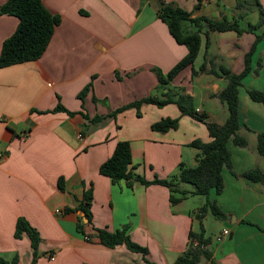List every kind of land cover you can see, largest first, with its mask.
Instances as JSON below:
<instances>
[{
    "label": "crops",
    "instance_id": "crops-1",
    "mask_svg": "<svg viewBox=\"0 0 264 264\" xmlns=\"http://www.w3.org/2000/svg\"><path fill=\"white\" fill-rule=\"evenodd\" d=\"M5 1L0 0V5ZM42 1L62 17L46 51L37 60L0 67V150L4 153L0 159V256L11 261L17 255V264H31L29 235L15 237L17 220L25 217L41 234L37 264H147L141 253L126 244L108 247L94 233V228L116 231L126 226L132 239L149 249L150 260L172 264L187 250L190 232L198 230L196 214L204 200L199 204L190 195L173 204L167 186L114 183L100 173V166L117 143L126 140L131 143L136 173L148 180L169 179L181 164L197 165L200 150L191 143L209 142L208 128L183 114L176 103L160 107L144 102L140 115L136 107L116 117L110 114L149 96L163 99L172 90L190 94L197 111L223 124L229 110L218 94L228 79L200 68L206 63L217 71L221 67L243 70L256 37V31H248L249 24L260 21L259 3L264 8V0H253L259 11L254 10L253 19L246 17L251 0H203L199 8L198 0ZM167 4L191 12L192 17L237 21L246 31L241 36L234 30L206 35L203 29L194 64L162 85L155 69L166 74L188 53L159 17ZM18 24L17 16L0 14V54ZM184 26L197 29L189 21ZM259 60L261 67L255 73ZM252 66L240 89V134L248 145L229 143L238 174L264 169V156L257 150L258 133L264 131V105L248 94L251 88L264 91V38ZM88 85L82 99L79 94ZM59 103L76 114L52 111ZM95 116L104 118L94 123ZM167 117L178 118L179 126L167 132L152 128ZM223 176L224 191L218 195L213 190L211 198L227 214L225 219L216 218L218 234L229 228L230 235L222 242L216 240L218 249L212 238L208 248L218 264H264V185L235 176L228 168ZM60 177L65 190L58 186ZM83 182L94 187L93 220L87 227L91 239L77 227L83 215L75 211L84 197ZM197 264L210 263L202 258Z\"/></svg>",
    "mask_w": 264,
    "mask_h": 264
},
{
    "label": "trees",
    "instance_id": "trees-1",
    "mask_svg": "<svg viewBox=\"0 0 264 264\" xmlns=\"http://www.w3.org/2000/svg\"><path fill=\"white\" fill-rule=\"evenodd\" d=\"M202 2L203 0H198L197 8L201 6ZM259 6L261 12L260 21L257 24H249L248 31H256L254 32L256 37L250 46V50L245 55V66L243 70L233 72L228 68L221 67L217 71L214 68L208 69L206 63L200 68V71L223 75L228 79L227 86L218 94V97L227 104L229 110V116L223 124L210 121L206 113L197 111L193 97L190 94L182 91L172 93V90H169L163 99L149 96L118 108L110 114V116L116 117L118 113L130 107H136L140 115V109L144 102L153 103L160 107L169 103H176L183 114L194 117L196 120L204 123L208 128L211 137L209 142L195 140L191 143L192 146L200 150V153L197 155V165L195 167H186L184 164H181L179 172L169 179L155 177L152 180H148L144 176L136 173L133 166L131 143L126 140L119 141L113 154L100 166V173L110 177L114 183L126 180L131 187L136 181L146 186L152 184L167 186L170 189V200L173 204L180 203L190 195L205 196V202L198 208L196 214L199 220V230H192L190 232V242L187 250L172 264H197L202 258H206L210 264H218L212 250L208 248L212 243V238L206 236L204 218L208 213H211L217 219H225L227 217L226 212L219 206L217 201L211 198V192L213 190L219 195L225 189L223 176V170L225 168H228L235 176L241 175L250 181L260 182L264 185V169L252 168L241 174L236 173L232 162V151L229 147L230 142L240 147L248 145L247 138L240 134L242 128L240 120V89L243 86L245 77L254 70L252 66L253 55L257 50L258 44L264 38V8L260 3ZM0 14L14 15L19 18L17 29L3 43L0 54V67L40 58L46 51L56 27L62 21L61 15L49 10L42 0H6L0 5ZM159 17L167 24L176 41L184 44L188 48L187 55L166 74L158 68L155 69L162 85H168L183 69L194 64L201 49V32L203 29H206V35L214 31L234 30L241 36L246 31L240 27L237 21L229 22L225 17L220 20L207 16L192 17L191 12L169 4L164 5L160 9ZM187 21L191 22L197 29L192 31L185 28L184 23ZM260 67L261 61L259 60L254 72L257 73ZM194 72L196 73L197 71ZM90 85L86 86L79 94L82 99L85 97ZM248 94L252 100L264 105L263 90L251 88L248 89ZM52 111H67L70 115L76 114V112L66 109L61 103ZM87 118L89 119V117ZM103 118L102 116H95L91 121L97 123ZM179 121L178 118H163L153 123L152 128L157 131L167 132L177 128ZM247 129L250 130V128ZM257 150L264 156V131L258 133ZM182 184H190L193 188L192 190L184 189L181 187ZM83 185L85 186L84 197L75 210L83 214L78 218L77 227L87 239H91L93 234L87 227L91 226L93 220L91 206L94 199V187L93 183L89 187L86 186L85 182H83ZM58 186L61 190H65L63 177L59 178ZM67 210L70 209L67 208ZM84 217L88 219V222L83 221ZM94 229V233L104 245L113 248L121 244H126L131 251L141 253L147 264H157L148 258L149 249L134 241L127 233V226L116 231H110L104 228ZM24 233L29 235L33 247L31 264H37L41 234L28 219L19 217L16 223L15 237L21 238ZM18 261L19 256L17 255L11 261L0 256V264H17Z\"/></svg>",
    "mask_w": 264,
    "mask_h": 264
},
{
    "label": "rangeland",
    "instance_id": "rangeland-1",
    "mask_svg": "<svg viewBox=\"0 0 264 264\" xmlns=\"http://www.w3.org/2000/svg\"><path fill=\"white\" fill-rule=\"evenodd\" d=\"M250 5L247 4V8L249 9L247 11V16L249 17V19H253L254 17V10L255 12H258V7L254 4L253 0H251L249 2ZM195 198V199H194ZM191 200H197L199 201V204L201 203L200 200H204L205 202V196L203 195H195L193 197H191ZM219 221L216 219V217H214L211 213L208 214L207 218L205 219V223L207 226V236H210L211 238H213V247L215 249H218V247L220 246V243L216 242V237L217 234L219 233ZM199 230V227L197 228Z\"/></svg>",
    "mask_w": 264,
    "mask_h": 264
},
{
    "label": "built area",
    "instance_id": "built-area-1",
    "mask_svg": "<svg viewBox=\"0 0 264 264\" xmlns=\"http://www.w3.org/2000/svg\"><path fill=\"white\" fill-rule=\"evenodd\" d=\"M80 137H82V134H80ZM4 156V153L0 150V159H2ZM58 213L61 212V210H57ZM228 235H230V229L224 228L220 234L217 235L216 240L218 242H222Z\"/></svg>",
    "mask_w": 264,
    "mask_h": 264
},
{
    "label": "water",
    "instance_id": "water-1",
    "mask_svg": "<svg viewBox=\"0 0 264 264\" xmlns=\"http://www.w3.org/2000/svg\"><path fill=\"white\" fill-rule=\"evenodd\" d=\"M85 221H86V222H88V219H87V218H85Z\"/></svg>",
    "mask_w": 264,
    "mask_h": 264
}]
</instances>
